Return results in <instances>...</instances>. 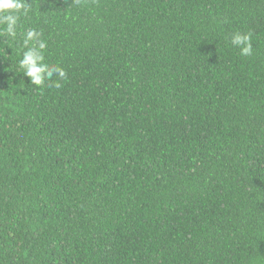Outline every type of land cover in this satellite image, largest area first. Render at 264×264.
<instances>
[{
    "label": "trees",
    "instance_id": "trees-1",
    "mask_svg": "<svg viewBox=\"0 0 264 264\" xmlns=\"http://www.w3.org/2000/svg\"><path fill=\"white\" fill-rule=\"evenodd\" d=\"M0 264H264V0H0Z\"/></svg>",
    "mask_w": 264,
    "mask_h": 264
}]
</instances>
